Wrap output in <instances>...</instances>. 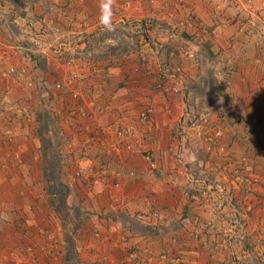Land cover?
I'll return each mask as SVG.
<instances>
[{
  "label": "rangeland",
  "instance_id": "obj_1",
  "mask_svg": "<svg viewBox=\"0 0 264 264\" xmlns=\"http://www.w3.org/2000/svg\"><path fill=\"white\" fill-rule=\"evenodd\" d=\"M103 1L0 0V239L14 241L0 264H264V0ZM72 59L90 71L80 87L108 59L138 93L111 122L122 133L40 145L58 90L42 98L41 77L62 79ZM135 155L164 194L154 181L112 194L138 180Z\"/></svg>",
  "mask_w": 264,
  "mask_h": 264
},
{
  "label": "crops",
  "instance_id": "obj_2",
  "mask_svg": "<svg viewBox=\"0 0 264 264\" xmlns=\"http://www.w3.org/2000/svg\"><path fill=\"white\" fill-rule=\"evenodd\" d=\"M103 2H106V1L104 0ZM39 3L41 4V2H39ZM33 4L36 5V9L39 8L37 6V3L33 2ZM112 4H108V5H112ZM104 5H105V3L102 5V8L104 7ZM114 5L115 4H113L112 6H114ZM115 6H117V5H115ZM106 7L107 6L105 5V8ZM102 8L99 6L96 8V10H94V12L96 14L103 15L106 12ZM38 16L39 15H37L36 18L41 19V17H38ZM22 17H23V15L21 14V18ZM93 24H95V22ZM93 24H91V25L89 24V25L92 26ZM78 30L81 32L80 29H78ZM86 31L91 32L87 29H86ZM106 39L107 38H104L103 40H106ZM103 40H102L101 44H103V42H105ZM106 41H108V40H106ZM83 46H84V44H83ZM96 57L99 58L100 56H96ZM114 61L115 60H111V65L117 67V63L119 62V58H118L117 63H115ZM106 62L107 63H102V66L107 67V71H103L104 73H99L98 75H96L98 77L97 81H95V79H93V77H91L92 87L89 86V88H85L87 85H82L80 87V81H82V79H84V76H90V71L86 70L85 67L81 68L80 73H77V71L75 72L76 77H68L73 72L71 68H70L71 69L70 73L68 75L67 74L64 75V77L62 79L59 76V72L56 73L57 76L52 81L48 80L47 77L46 78L44 76L41 77V79H42L41 80V86L43 89L42 98H44V96H45V93H44L45 88H47V87H53L54 88L55 83H57L56 86L59 85V87H58L57 91H55V92L53 91V96L50 94V96H52V97L49 100V103H51L52 109L51 110L47 109L48 111L44 110V114H43L48 118V120H51L52 125H54L56 128V132L54 133V137H53V143L51 142V144H50L49 140L48 139L45 140L43 138L44 136L41 135V133L39 131H37V134L35 135V139L38 140L37 142H40V145H54V143H57L56 145H73V144L75 145L76 144V135H80V134L83 135V137L80 138L81 144H83V145H96V143L99 142L97 140V135H99L98 134L99 129L101 131L108 129L107 131H109V129L115 128V131H117L118 128L119 129L121 128V130H122V127H120L119 124H117V123L111 124V122H113V120H114L113 118H115V117L117 119H119L121 117L126 116V114H125V112H127L126 109L131 107L132 102L135 99L134 96L138 92L136 93V89L131 88L132 87L131 83L133 80L132 78L127 81V78L124 75V73H122L119 76L114 75V74H118L119 72L114 73L113 71H111L112 68L109 65V60L107 59ZM81 65H84V64H81ZM138 66L140 69L139 63H138ZM80 74H82L84 76H81ZM125 86H126V88H125ZM75 87H77L78 89H76ZM128 90L131 91L129 93L133 94L132 99H131L132 102H130L129 104L127 102H128V100L129 101H131V100L127 96ZM79 99L83 100V102L88 107V111L91 112L92 115H87L86 113L80 114V113H73L72 112L73 110H75L77 108V105L79 103ZM46 100H48V99H46ZM69 100H71V101L69 102ZM106 104L112 106L111 112L110 111H106V113L103 112L104 110H106L105 109L106 106H104ZM127 104L129 106L128 108H127ZM64 105H65V108H64ZM45 106H47V103H44V107ZM66 106H67V108H66ZM96 110H100V113L97 114V112H95ZM124 110H125V112H124ZM78 129H79V131H77ZM81 130H83V132H81ZM69 135H73L74 138H71ZM60 137H62V139ZM26 139H28V138H26ZM42 140H45V141L42 142ZM68 152L69 151H67V153H66V155H67L66 158L68 157ZM36 156H33V159L38 160L37 159L38 157H36ZM44 159L45 158L41 157L38 161V164H40L39 162H41V164H42V161H44ZM131 160L135 161L134 167L136 169L138 180H136V181H132V180L124 181V184L126 186L121 188L119 191L112 190V194L122 192L121 194L129 195V194H136V193L139 194L142 192H146V191L152 190V188L149 184L152 183L153 181H154V185H156V186L155 187L153 186L154 190H152V191H155L158 196H159V193H160V195L164 194L165 189L160 184L162 182L160 181V179L159 180L156 179L154 175H152L151 173H149L147 171V167H146L144 161L141 159V157L139 155H135V156L131 157V159H127V161H126L127 165L126 166L130 165L128 162H130ZM122 163L124 164V161H122ZM134 167H133V169H134ZM27 169H29L28 166L25 168V170L27 171ZM146 180H150V181L147 182ZM18 198H20V197L18 196ZM159 201L160 202L162 201L161 196L159 197ZM169 202H170V199H169ZM138 209L140 211H142L144 209L143 203H141L139 207H136L135 209L133 208L131 211L133 212L134 210L136 211ZM12 241L13 240H10V239H5V240L0 239V242H1L0 245L9 248V246L10 247L13 246L14 241L13 242ZM11 242H12V244H11ZM32 245L33 246L36 245L38 248L37 251L40 253L39 250L42 247V245L40 244V241H37L36 244H34V242L32 240H29L28 238H23L20 241V247L22 249H25V248L32 246ZM21 251H23V250H21ZM40 255L42 257L41 253H40ZM40 255L36 254V258H37L36 260H38ZM17 256H20L21 260H24V261L27 258L26 262H28L29 260H31V261L34 260V259H32L31 255H29L30 256L29 257L28 254H18ZM43 263H44V261H43Z\"/></svg>",
  "mask_w": 264,
  "mask_h": 264
},
{
  "label": "built area",
  "instance_id": "obj_3",
  "mask_svg": "<svg viewBox=\"0 0 264 264\" xmlns=\"http://www.w3.org/2000/svg\"><path fill=\"white\" fill-rule=\"evenodd\" d=\"M53 32H54V34L56 33V35H58V29L55 28ZM70 34H71V33H68L67 36H69ZM71 37H72V35H71L69 38L72 39ZM74 41H75V40H73V43H74ZM63 65H67L68 68H72V70H73V72H72L68 77H76V73H75L76 70H75V68H73V66H74V59H72V60H68V61L64 62ZM56 87L58 88L59 85H57ZM99 109H100V108H99ZM79 111H81V112H79ZM96 111H98V110H96ZM72 112H73V113H86L87 115H92V113L89 112L88 110L86 111L85 108H84L83 106L80 107V108L77 107V108H76L75 110H73ZM150 112H151V111H148V110H145V111L140 112V115H139L140 120H142V121L147 120L148 117H149ZM120 129H121V128H120ZM120 129L118 128V130H119V131L117 130L118 133H122ZM122 131H123V130H122ZM145 157H146V159H147L148 161L151 160V154H150L149 152H145Z\"/></svg>",
  "mask_w": 264,
  "mask_h": 264
},
{
  "label": "clouds",
  "instance_id": "obj_4",
  "mask_svg": "<svg viewBox=\"0 0 264 264\" xmlns=\"http://www.w3.org/2000/svg\"><path fill=\"white\" fill-rule=\"evenodd\" d=\"M114 3V0H109V4Z\"/></svg>",
  "mask_w": 264,
  "mask_h": 264
}]
</instances>
